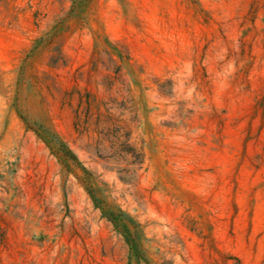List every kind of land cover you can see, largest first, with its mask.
Instances as JSON below:
<instances>
[{
  "label": "rangeland",
  "instance_id": "374dc122",
  "mask_svg": "<svg viewBox=\"0 0 264 264\" xmlns=\"http://www.w3.org/2000/svg\"><path fill=\"white\" fill-rule=\"evenodd\" d=\"M0 264H264V0H0Z\"/></svg>",
  "mask_w": 264,
  "mask_h": 264
}]
</instances>
